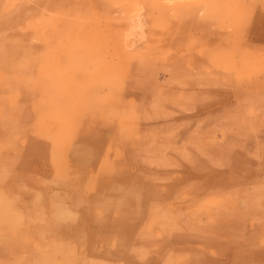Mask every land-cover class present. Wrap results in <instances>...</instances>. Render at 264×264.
Returning a JSON list of instances; mask_svg holds the SVG:
<instances>
[{
  "label": "rangeland",
  "instance_id": "374dc122",
  "mask_svg": "<svg viewBox=\"0 0 264 264\" xmlns=\"http://www.w3.org/2000/svg\"><path fill=\"white\" fill-rule=\"evenodd\" d=\"M0 264H264V0H0Z\"/></svg>",
  "mask_w": 264,
  "mask_h": 264
},
{
  "label": "bare ground",
  "instance_id": "6f19581e",
  "mask_svg": "<svg viewBox=\"0 0 264 264\" xmlns=\"http://www.w3.org/2000/svg\"><path fill=\"white\" fill-rule=\"evenodd\" d=\"M135 17H136V18L138 17V18H137V22H136V24H134V25H135L134 29H135L136 27H138L137 29L140 30V28H141V30H142V27L144 26V25H143V22L141 21L142 19H141L139 16H137V14H136ZM133 18H134V17H133ZM136 18H135V19H136ZM135 21H136V20H135ZM129 22H130V21H129ZM132 22H133V21H132ZM131 24H132V23H131ZM132 25H133V24H132ZM134 25H133V26H134ZM135 30H136V29H135ZM139 30H138V31H139ZM136 31H137V30H136ZM136 31H131V30H130L128 33L125 34L126 42L129 41L128 38L133 34V32H136ZM126 32H127V30H126ZM126 35H127V36H126ZM131 39H132V38H131ZM128 43H129V42H128ZM125 46H126V45H125Z\"/></svg>",
  "mask_w": 264,
  "mask_h": 264
}]
</instances>
